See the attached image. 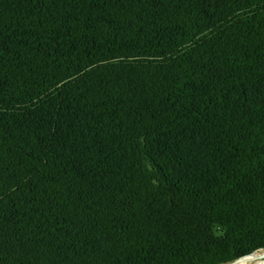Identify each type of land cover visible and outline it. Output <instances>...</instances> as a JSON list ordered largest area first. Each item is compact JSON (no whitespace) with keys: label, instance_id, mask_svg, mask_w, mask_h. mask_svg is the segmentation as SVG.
<instances>
[{"label":"trees","instance_id":"1","mask_svg":"<svg viewBox=\"0 0 264 264\" xmlns=\"http://www.w3.org/2000/svg\"><path fill=\"white\" fill-rule=\"evenodd\" d=\"M258 251L264 0H0V264Z\"/></svg>","mask_w":264,"mask_h":264},{"label":"bare ground","instance_id":"2","mask_svg":"<svg viewBox=\"0 0 264 264\" xmlns=\"http://www.w3.org/2000/svg\"><path fill=\"white\" fill-rule=\"evenodd\" d=\"M249 263L264 264V252L261 255H251L236 262V264H249Z\"/></svg>","mask_w":264,"mask_h":264},{"label":"rangeland","instance_id":"3","mask_svg":"<svg viewBox=\"0 0 264 264\" xmlns=\"http://www.w3.org/2000/svg\"><path fill=\"white\" fill-rule=\"evenodd\" d=\"M263 252L264 251H258V252H255V253H253L252 255H261V254H263ZM249 256H251V255H249ZM249 256H247V257H249ZM246 258V257H245ZM241 259H239L238 261H240ZM237 262V261H236ZM234 264H236V263H234ZM249 264H253V263H249Z\"/></svg>","mask_w":264,"mask_h":264},{"label":"water","instance_id":"4","mask_svg":"<svg viewBox=\"0 0 264 264\" xmlns=\"http://www.w3.org/2000/svg\"><path fill=\"white\" fill-rule=\"evenodd\" d=\"M244 258H245V257H244ZM244 258H242V259H244ZM242 259H241V260H242ZM237 262H238V261H237ZM235 263H236V262H235Z\"/></svg>","mask_w":264,"mask_h":264}]
</instances>
